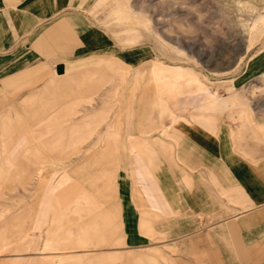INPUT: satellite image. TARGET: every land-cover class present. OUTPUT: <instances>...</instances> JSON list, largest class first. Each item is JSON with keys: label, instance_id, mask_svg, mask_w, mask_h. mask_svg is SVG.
Masks as SVG:
<instances>
[{"label": "rangeland", "instance_id": "obj_1", "mask_svg": "<svg viewBox=\"0 0 264 264\" xmlns=\"http://www.w3.org/2000/svg\"><path fill=\"white\" fill-rule=\"evenodd\" d=\"M78 9L89 18L90 26L104 32L108 47L103 59L73 69L82 73L81 79L67 80L79 89L87 85V94H46L40 106L46 112L3 113L14 123L35 126L0 129V141L7 136L16 140L19 133L26 140L19 147L22 155L30 147L41 150L40 158L27 161L31 174L26 179L16 174L0 176V264H55V255L61 253L73 257L65 264H176L175 241L129 248L116 216L105 227L108 245L58 251L48 232L53 217L43 216L37 229L31 219L19 222L17 215L28 209L30 201L55 199L60 193L57 188L80 181L73 173L80 172L85 160L91 164L90 172L99 177L107 174L112 186L106 194L117 199L120 164L143 151L145 131L155 135L164 130V122L175 126L176 119L203 118L218 125L228 120V140L234 151L246 157V153L264 155V0H81ZM110 65L114 71L107 68ZM173 68L185 69L186 76L195 77L204 89L187 85L188 77L177 81L174 94L161 93L154 83L149 84L152 70L166 79L173 75ZM65 82L64 78L47 80L41 87L47 93ZM50 100L58 105L50 107ZM10 102L15 109L17 97ZM65 107L73 110H60ZM2 118L0 114V122ZM49 119L64 124V129L81 125L54 153L40 142V126ZM6 146L10 152L17 151V145ZM4 149L0 143V153ZM15 162L0 158V171L12 172ZM125 171L129 174L130 169ZM87 193L96 199L100 192ZM97 210L108 209L90 208L73 220H91ZM77 234L74 229L73 236ZM154 251L159 256L153 261L129 260Z\"/></svg>", "mask_w": 264, "mask_h": 264}, {"label": "crops", "instance_id": "obj_2", "mask_svg": "<svg viewBox=\"0 0 264 264\" xmlns=\"http://www.w3.org/2000/svg\"><path fill=\"white\" fill-rule=\"evenodd\" d=\"M80 6L81 0H0V129L35 126L14 123L3 113L46 112L40 107L41 96L87 94V85L79 89L67 80L81 76L73 72L81 64L103 59L108 47L104 32L90 26ZM107 68L114 71L113 65ZM173 69L166 79L152 70L149 84L154 83L161 93L174 94L177 81L188 77L187 85L204 89L195 77L186 76L185 69ZM59 78L66 82L47 93L42 90L44 82ZM12 97H17L15 109L10 108ZM64 102L67 105L69 100ZM57 105L49 101L50 107ZM200 119H176L175 126L164 122V130L155 135L145 131L143 151L134 152L130 162L119 166L117 199L106 194L112 186L107 174L99 177L90 172L91 164L85 160L80 172L73 173L80 181L57 188L60 193L55 199L30 201L28 209L17 215L18 221L29 218L39 229L43 216L53 217L48 232L58 251L108 245L105 227L116 216L127 247L175 241L176 264H264V155L246 153V157L234 151L228 140V120L218 125ZM54 122L49 119L39 131L43 148L52 153L81 127L64 129V124ZM7 138L0 141L5 145L0 158L16 162L12 172L8 168L0 176L23 175L24 180L31 174L27 161L38 158L41 147L23 149L22 155L19 147L26 143L24 136ZM8 144L17 145V151H8ZM90 191L100 193L92 199ZM133 192L139 193V199ZM94 207L108 210H97L91 220H73ZM158 256L154 251L129 260L144 263ZM72 258L56 254L54 262L65 264Z\"/></svg>", "mask_w": 264, "mask_h": 264}]
</instances>
